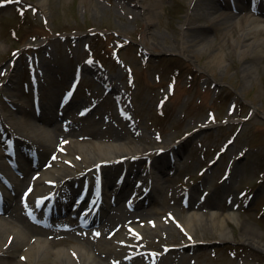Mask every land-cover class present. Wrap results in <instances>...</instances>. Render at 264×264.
Returning a JSON list of instances; mask_svg holds the SVG:
<instances>
[{"label":"rangeland","instance_id":"1","mask_svg":"<svg viewBox=\"0 0 264 264\" xmlns=\"http://www.w3.org/2000/svg\"><path fill=\"white\" fill-rule=\"evenodd\" d=\"M261 2L264 5V0H255V5ZM190 11L194 17L187 23ZM222 11H214L209 0L0 2V104L6 105L0 115L4 123L13 112L5 97L11 100L20 93L23 82L38 85L43 100L49 102L50 85L71 90L69 81L77 79L75 97L85 107L95 106L96 112L85 120L74 114L76 110L69 112L101 134L91 138L87 130L77 129L63 141L80 136L133 148L155 147L134 163L142 167L149 165L148 158L157 157L156 147H179L157 157L174 166L164 169L162 182L173 193L154 206L159 213H152V207L145 209L142 220L133 222L134 233L123 227L112 231L114 237L138 244L149 255L159 254L158 264H264V251L240 239L241 228L234 216L248 218L264 240V46L257 54L253 44L236 40V30L226 37L229 13ZM212 16L220 22L208 30L207 43H192L187 27L205 26ZM216 52L221 60L212 61ZM107 80L115 83L113 91L107 90ZM58 102L57 98L50 102L48 117H53ZM10 116L16 118L19 113ZM30 122L51 126L34 118ZM72 150L73 146L65 154L71 156ZM88 153L93 155L91 150ZM74 158L80 163L75 154ZM19 186L22 190L23 184ZM24 206L12 203L8 210L18 208L22 213ZM215 209L232 216L227 222L228 238H221L211 223ZM196 211L199 218L192 217ZM164 226L170 229L163 230ZM111 228H104L96 240L108 238ZM15 234L11 230L0 236V247ZM124 247L118 244L116 258Z\"/></svg>","mask_w":264,"mask_h":264},{"label":"bare ground","instance_id":"2","mask_svg":"<svg viewBox=\"0 0 264 264\" xmlns=\"http://www.w3.org/2000/svg\"><path fill=\"white\" fill-rule=\"evenodd\" d=\"M227 2L228 0H209V4L212 8H214V11L218 8L224 7ZM242 6L241 8L239 7L238 13H233L228 16V22L225 27L226 37H232L233 32L236 30L237 34L234 35L236 37V40L239 39L242 42H246L243 43L246 46H250L253 44L255 46V52L259 54L261 53V48L264 46V25L261 24V22L264 20V18L261 19L262 17H264V9L259 8V10H263L259 11L260 18H255L249 15V13H244L239 17V13L245 10L244 4ZM193 17L194 14L191 11L188 12L186 18L187 20L185 22L190 23ZM236 19H238V24L234 25L232 22H234ZM218 22H220V19L218 20L216 16H212L210 18V23L206 24L205 26L198 25L187 27V30H189L188 33L192 35V43L196 45L206 44L208 41V30L216 28L218 26ZM241 52L246 53V49L242 47ZM214 60H221V54L216 52L212 58V61ZM8 81H12L11 76L9 77ZM106 86H108L113 91V88L116 85L113 81L107 80ZM3 90H5V88H3ZM19 99H21L20 96ZM74 103L76 105H82L78 99H75ZM3 109V104H0V110L3 111ZM49 109L50 108L47 107L46 104H43V106L40 107V112L34 110L33 105L18 107L17 113H19V116L13 118L12 116L9 117V115H11L13 112L8 114L7 125H9V129H13V132L11 133L8 128H4V123H2V121L0 122V145L3 149L9 148L12 143L16 144L19 149H30L35 142H40L42 140V142L44 143L43 149L45 151L42 158L47 159V163H45L47 164V167L45 168L47 171V175H52L56 172L58 173V176L55 178L56 183L46 178L45 184H42V186H40V189H35L31 185H34L35 183L40 185L43 179L42 177H38L37 180H33V178H30L31 176L29 175V170L40 166V162L42 160L32 164L27 173L22 172V176L19 175V181H13L11 183L15 184L11 188V190H15V192H11V194H9V196L7 197V206L9 204L12 205V203L16 206L17 202H22V204L26 203L28 212L30 211V213L34 215V217H36L38 220H44L49 212H56V214H60L61 211L65 209L64 203L68 201L69 197L72 194L79 191V193L83 192L85 195H88L89 188H84V186H81V180L91 179V176L95 171L101 173V180L103 179V193H106V189H108V192L111 193V196H117L126 191L127 188H134V183L126 177L129 174L128 170L132 171L133 169L132 161H134L135 158H138L139 160L140 157H145L146 153L147 155H150L155 147L139 146L138 148H133L128 147L126 143L107 144L101 140L86 139L84 141H79L73 138L61 142V139H59V137H64L63 135L59 137H53L54 134L58 135L56 133L58 132L59 128L56 125L54 117H48L47 111H50ZM31 118H34L44 125L49 124L51 126L50 128L39 127L30 122ZM20 123L22 124V128L20 126ZM7 132L10 135L9 138L5 137L4 133H6L8 136ZM89 134L91 135V138L96 136L99 137L101 132H89ZM113 134L119 136V134H116V131H113ZM69 135L74 134L69 133ZM59 140L60 142L58 143ZM71 146H73V153L71 156H68L69 154L66 155L65 153ZM156 148L165 149L166 147L160 146ZM178 148L179 147H176L170 150L176 151ZM89 150H91V152L93 151V155H89ZM50 152H53L56 155L55 157L60 156V154L62 155V157L51 158L49 156ZM74 154L76 158L81 159L80 163L77 162V160L74 158ZM157 157L154 159H151V157L149 158V168L147 170L148 172H150L149 177L153 179H161L163 177L160 175L162 173V169L164 171V168H167L168 165L171 168L174 167L171 166L172 164H169V161L166 160V162H161V158H159V160ZM1 158L2 151L0 149V166L2 164ZM117 159H120V161H117ZM121 160L130 166H128L125 174H117L116 177H118L119 175L120 177L122 175H125V178L124 180L121 179L119 184H116L112 181L113 173H116V168L118 167V165H120L119 162H122ZM106 163L112 165L111 170H107L105 168ZM63 167L66 168V173L64 174L61 173V168ZM71 167L73 168L72 171H70L69 169ZM77 168L80 169L77 170ZM163 178L165 179V177ZM21 183L23 184L22 190L19 186ZM19 191L21 194H17L19 193ZM162 192L163 194L161 196L163 197L161 198V201H158V198H156L155 195L150 196V194H146L140 197V200L136 204V206H142L147 203L149 205L147 210L152 207L153 210H151V212L158 214L159 210L154 206L162 204V202L165 201L166 198H170L168 195L170 190L168 188H164ZM64 193L70 195L63 198L60 201L61 204L55 202L52 206L50 205L51 201H53V197L55 200H57L58 197L62 196ZM119 203L120 202L118 201V205H120ZM115 204L116 203L113 202V204L111 205L115 206ZM212 205L216 206L214 203H212ZM145 209L137 211L136 214L132 216L131 214H127L123 207L119 206L113 210L110 216L106 215L103 217L102 224L106 226H119L121 228L123 227L121 226L123 225V222H125L127 219L133 220L134 216H141ZM3 213H6V215H0V236H2L3 234L11 233V230L16 231L17 234H15V237L11 238L9 242L6 241L7 238L2 242L0 247V264L159 263L160 256H158V259L153 260V258L143 250V247H140L136 243L135 245H132L130 242H124V250L121 251V256L116 258L118 252L117 247L121 241L120 238L111 237L104 238L101 239V241H98L90 235H85V233H83V235H81L80 237H77L75 235H72L73 237H70L66 234V232H64V229L54 231L36 227L30 224L26 221L23 212L20 213L18 208L3 210ZM211 213V223L218 229L221 238L230 237L227 222L232 218L231 214L220 211L219 209H216ZM39 214H42L43 216L37 217ZM198 216L199 214L196 211L192 217L199 218ZM234 216L236 219V223L241 228L240 239L264 251V240L258 237L260 231L259 228L246 217L241 218L238 215ZM83 222H85V220H83ZM156 226L157 224L154 227ZM187 227L189 230L192 229V225L188 223ZM168 229L170 228L164 226L163 230ZM33 237L34 239H32ZM68 249L71 250H69L68 252ZM77 253L81 255H77ZM155 255H157V253H155ZM78 256H80V259L78 258Z\"/></svg>","mask_w":264,"mask_h":264},{"label":"snow or ice","instance_id":"3","mask_svg":"<svg viewBox=\"0 0 264 264\" xmlns=\"http://www.w3.org/2000/svg\"><path fill=\"white\" fill-rule=\"evenodd\" d=\"M0 2L14 3V2H18V0H0Z\"/></svg>","mask_w":264,"mask_h":264}]
</instances>
